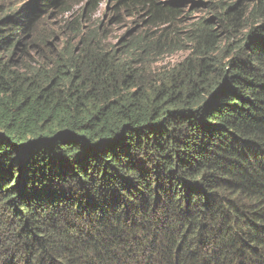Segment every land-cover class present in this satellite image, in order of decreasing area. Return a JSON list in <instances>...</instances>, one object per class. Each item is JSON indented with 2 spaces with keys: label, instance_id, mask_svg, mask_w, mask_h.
<instances>
[{
  "label": "trees",
  "instance_id": "16d2710c",
  "mask_svg": "<svg viewBox=\"0 0 264 264\" xmlns=\"http://www.w3.org/2000/svg\"><path fill=\"white\" fill-rule=\"evenodd\" d=\"M199 4L0 3V264L263 263L264 0Z\"/></svg>",
  "mask_w": 264,
  "mask_h": 264
},
{
  "label": "rangeland",
  "instance_id": "374dc122",
  "mask_svg": "<svg viewBox=\"0 0 264 264\" xmlns=\"http://www.w3.org/2000/svg\"><path fill=\"white\" fill-rule=\"evenodd\" d=\"M25 1L26 0H0V3H13L14 5H16L21 4ZM172 1L179 2V4H185L186 8L184 10V13L186 18V25L206 14V12L204 11V6L202 4H199V2H203V0ZM112 5L113 2L110 1L102 2L99 5L98 9L92 15H88L89 18L88 16L86 17L87 22H85L84 24L96 26L102 21V23L104 24L103 27L107 32V42L115 44L119 42L121 37H123L127 33V31L129 32L131 29H135L136 27L131 23L132 17L129 18L122 12H119V20H111L114 16ZM55 13L56 12H52L48 14L44 19H42V21L40 22V28L42 30H45L47 33H51L52 35L55 34L56 37L60 39L57 44L61 45L63 43L62 38H64L61 35H63L64 33H68L69 35L70 32L69 28H65V24L72 21L76 16L80 14L82 15L81 21H84L83 19L86 15L83 13V2L76 4L72 8V10H69L67 12L64 11L58 12L56 14ZM188 53L189 49L186 48L176 51L172 54L164 55L162 58L163 60L159 63L161 65L176 64L180 62L184 57H186ZM261 264H264V261Z\"/></svg>",
  "mask_w": 264,
  "mask_h": 264
}]
</instances>
